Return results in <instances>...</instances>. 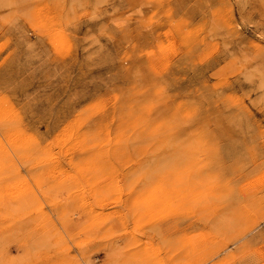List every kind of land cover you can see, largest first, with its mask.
Returning <instances> with one entry per match:
<instances>
[{
  "label": "rangeland",
  "instance_id": "rangeland-1",
  "mask_svg": "<svg viewBox=\"0 0 264 264\" xmlns=\"http://www.w3.org/2000/svg\"><path fill=\"white\" fill-rule=\"evenodd\" d=\"M0 264H264V0H0Z\"/></svg>",
  "mask_w": 264,
  "mask_h": 264
}]
</instances>
